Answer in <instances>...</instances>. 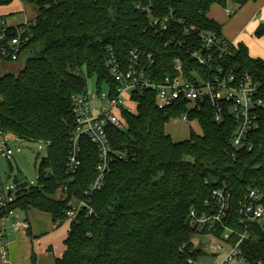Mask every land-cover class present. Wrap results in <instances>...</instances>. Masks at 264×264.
Instances as JSON below:
<instances>
[{"label":"trees","instance_id":"obj_1","mask_svg":"<svg viewBox=\"0 0 264 264\" xmlns=\"http://www.w3.org/2000/svg\"><path fill=\"white\" fill-rule=\"evenodd\" d=\"M16 1L36 6L38 16L29 27L19 26L27 28L29 42L19 62L13 63L16 71L0 74V130L45 143L48 153L40 162L39 186L19 187L15 199L0 211V220L12 210L27 215L34 209L50 214L60 228L70 220L72 206L84 202L71 220L66 251L56 264H187L202 255L191 243L198 232L188 224L190 210L207 212L205 203H214L213 192L225 183L232 194V216L225 225L242 231L239 203L248 188L259 186L264 172V125L252 137L254 151L233 158L234 121L213 123L208 104L189 117L198 120L202 136L192 134L190 140L176 143L166 133V124L181 117L187 105L160 110L156 93L134 92L137 114L123 112L128 129L111 128L108 134L114 151H127L135 159L115 160L102 189L90 194L98 155L89 140L81 141L78 172L68 175L65 168L75 127L73 96L86 91L87 78L95 77L99 89L104 84L114 87L106 67L110 48L124 62L137 47L144 56L154 53L156 82L172 74L177 56L186 59L185 51L165 47V34L150 31L149 17L137 5L152 6L154 17L173 9L187 28L222 36V26L209 13L228 0H0V7ZM232 1L244 6L254 0ZM255 36L264 38V24L258 25ZM233 61L239 74L264 85V60L253 58L243 43L237 44ZM222 230L218 225L214 236L220 238ZM251 230L253 236L241 244L245 260L264 264V225L254 224Z\"/></svg>","mask_w":264,"mask_h":264},{"label":"built area","instance_id":"obj_2","mask_svg":"<svg viewBox=\"0 0 264 264\" xmlns=\"http://www.w3.org/2000/svg\"><path fill=\"white\" fill-rule=\"evenodd\" d=\"M151 7L140 3L136 9L149 17L150 31L154 35L165 34V47L185 51L186 59L177 56L172 62V74H167L160 82H156L153 73L154 53L144 56L137 47L130 51L124 62L110 48L106 67L114 81V87L104 84L107 86L106 92L99 89L94 93L87 88L84 93L73 96L75 127L70 135V150L65 168L68 175H74L81 167L82 139H87L94 145L98 155L97 177L87 194L102 189L115 160L128 162L136 157L127 151H114L108 134L111 128L118 131L128 129L123 112L137 114L138 103L132 98L134 92L156 93V104L160 110L179 108L186 104L187 111L181 116L184 121H188L192 113L200 112L205 104L210 105L213 123L220 126L227 119L234 121V133L230 140L233 158L240 152H253L255 142L252 137L263 128L264 85L249 74L237 72L233 63L237 44L228 42L213 32H198L194 28H187L184 20L175 18L173 9H170L167 16L154 17ZM227 14H230L229 10ZM23 25L30 26L29 22ZM26 30V27H10L0 17L1 63L19 62L23 48L29 42V37L24 36ZM3 134L5 133L0 130V158L9 159L13 151ZM259 180V186L248 188L239 203L238 223L242 231L225 225L226 220L232 216V194L225 183L222 188L213 192L214 203H205L207 212H200L196 208L190 210L188 224L198 233L214 236L218 225L223 227L220 239L230 249L227 250L220 244L213 246L214 252H224L220 264H230L237 258L246 261L241 244L253 236L252 225H264V172ZM9 196L11 193H5L0 177V211L15 199H8ZM58 197L65 199L66 195L59 194ZM84 206V202L74 204L67 213L68 218L75 219ZM22 215L21 212L12 210L0 220L1 240L9 233L7 224L13 231L26 227ZM232 239H236L234 244H230ZM185 247L184 245L183 250ZM195 263L192 259L187 261V264Z\"/></svg>","mask_w":264,"mask_h":264},{"label":"rangeland","instance_id":"obj_3","mask_svg":"<svg viewBox=\"0 0 264 264\" xmlns=\"http://www.w3.org/2000/svg\"><path fill=\"white\" fill-rule=\"evenodd\" d=\"M22 4H19L18 1H16L9 6L0 7V9H2L0 10V13H8L10 10L14 12V14L7 17L9 24L18 25L23 22L26 23V21L33 20L38 16V9L36 6L25 4L27 11L23 12ZM227 10L230 11L229 15L227 14ZM250 14H254L252 18H250ZM209 17L215 19L222 26V38L228 42H231L232 40L230 37L231 33L237 34L240 31H243L245 36L251 39V49L253 52H257L255 55L256 58L264 60V38H258L255 36L256 26L258 24H264V0L250 1L244 6H239L230 0L225 7H214L209 13ZM250 23H253V25L247 30L246 27L247 25L249 26ZM251 49L249 47L250 51ZM16 69L17 67L15 66L9 67L11 72H15ZM2 70L5 72L6 68H3ZM2 70L0 71V74L3 72ZM87 88L94 93L98 92L99 88L95 77L87 78ZM100 91L106 92L107 86L102 85ZM166 133L172 137L174 142L180 143L190 140L192 134L202 136L203 131L198 120L184 121L182 117H177L172 118L166 124ZM3 136L4 139L7 138V143L13 151V155L9 159L0 158V177L5 193H11V196H9L8 199H14L19 187L26 186L27 188H34L39 186V166L42 159L47 156L48 146L42 142H32L18 138L14 135L3 134ZM44 217H46L44 220H39L40 223L35 220L36 224L41 228H44L47 224V219H50L48 214H44ZM66 222L69 223L71 220H67ZM67 223L62 227V232L66 230L68 226ZM42 243H46V240H43ZM191 243L196 250L202 252L201 257L195 264H220L224 252H214V245L220 244L225 249H230V246H228L225 241L209 233L199 232L194 234ZM34 246L36 252L38 250L37 242L34 243ZM215 253H217V256L213 255ZM230 264L249 263L246 261H240L237 258L230 262Z\"/></svg>","mask_w":264,"mask_h":264},{"label":"crops","instance_id":"obj_4","mask_svg":"<svg viewBox=\"0 0 264 264\" xmlns=\"http://www.w3.org/2000/svg\"><path fill=\"white\" fill-rule=\"evenodd\" d=\"M18 3L22 4L20 2ZM22 6H23L22 9L23 12L24 11L26 12L27 9L25 7V4H22ZM214 7H221V6L214 5L213 8ZM12 14H14V12L10 10L8 13L1 12L0 16L4 17V19L6 20L7 24L10 27H18L23 25V23H25L23 22L18 25L9 24L7 17ZM253 15L250 14L249 15L250 18H252ZM35 19L28 20L26 22H32ZM252 25L253 23H250L249 26L247 25L246 29L248 30ZM258 25L256 26V28L258 27ZM230 37L232 39L231 42H234L236 44L244 43L246 46L248 45L251 49V45H252L250 43L251 39L245 36L243 31H240L237 34L231 33ZM249 53L253 58H256L255 55L257 52L255 51L253 52L251 49V51L249 50ZM11 66H15V65L0 63V71L3 68L9 69V67ZM44 214L47 213H43L34 209L30 210L27 215L23 214L22 219L25 221L26 227L20 229L19 231H13L12 228L7 224V230L9 231V233L4 236L3 240L0 239V264H33V255H35L36 257L35 264H56V260L61 259L63 257L66 251L64 241L68 237L71 222L69 223L65 222L68 224V226L66 230L62 232L61 230L62 227H64L65 223L60 228H56L55 225L53 224L51 215L48 214L50 219H47L48 220L47 224L45 225L44 228H41L36 224L35 220H37V222L40 223L39 222L40 219L44 220V218H46L44 217ZM28 228L30 234L28 233ZM43 240H46V243H42ZM35 242H37V246H38V250L36 252L34 246Z\"/></svg>","mask_w":264,"mask_h":264}]
</instances>
